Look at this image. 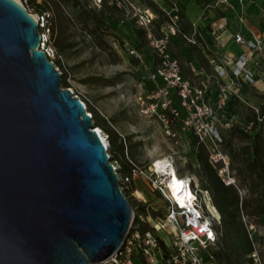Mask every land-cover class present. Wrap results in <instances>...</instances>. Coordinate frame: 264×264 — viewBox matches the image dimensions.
I'll return each instance as SVG.
<instances>
[{
  "label": "rangeland",
  "instance_id": "1",
  "mask_svg": "<svg viewBox=\"0 0 264 264\" xmlns=\"http://www.w3.org/2000/svg\"><path fill=\"white\" fill-rule=\"evenodd\" d=\"M40 1L53 14L51 46L55 53L53 62L62 73V86L65 79L68 86L64 88L78 95L87 112L95 116L96 128H100L106 138L107 152L119 167V173L128 176L134 166L145 173L122 185L138 217V222L134 223H144L148 229L163 223L168 203L156 185L164 183V177L153 170V164L158 159H167L175 165L179 176L191 179L205 215L220 225V214L215 215L210 207L211 189L195 158L196 140L201 141L198 132L204 136L205 132L216 128L221 139L214 143L208 135L203 143L224 182L232 181L240 197L247 200L238 216L245 227L254 226L264 260V214L256 213L259 205H264V186L250 164V159H257L253 154L257 133L259 151L264 158V51L257 53L249 63V68L255 72V82L242 83L235 91L230 88L226 105H221L218 93L225 81L218 77L214 64L227 58L215 38L206 47L198 46V31L203 29L205 37L207 29L215 32L209 24L211 20L202 24L188 12V5L193 1L204 9V16H208L215 1L151 0L159 13L153 39L168 36L166 52L178 61L183 77L194 88L204 91L207 112L211 113L206 115L203 108L202 119L200 113L175 116L168 103L171 101L178 110L176 103L182 105V100L174 87H168L162 80L150 79L160 57L146 36L132 31V23L122 22L116 11L108 7L103 10L91 7L87 0H78L79 7L73 5V0ZM81 9L93 11L89 21L79 19ZM36 12L33 7L32 14ZM232 49L235 54L243 51L237 44ZM227 68L230 73L232 64ZM102 125L114 132L117 145L123 146L122 151L111 148L107 130ZM171 231L166 227L156 233L168 241ZM218 251L205 252L208 264H250L247 255H233L230 263H226L215 256ZM212 252L215 259L210 257Z\"/></svg>",
  "mask_w": 264,
  "mask_h": 264
},
{
  "label": "water",
  "instance_id": "2",
  "mask_svg": "<svg viewBox=\"0 0 264 264\" xmlns=\"http://www.w3.org/2000/svg\"><path fill=\"white\" fill-rule=\"evenodd\" d=\"M40 42L27 8L0 0V264H99L124 243L133 207Z\"/></svg>",
  "mask_w": 264,
  "mask_h": 264
},
{
  "label": "built area",
  "instance_id": "3",
  "mask_svg": "<svg viewBox=\"0 0 264 264\" xmlns=\"http://www.w3.org/2000/svg\"><path fill=\"white\" fill-rule=\"evenodd\" d=\"M27 8L32 14V8L35 4L41 5L42 1L34 0H17ZM91 7L102 9L108 7L116 11V14L122 18V22H130L136 30H143L147 40L154 46V50L160 57V63L150 74V79L158 82L163 81L168 87H174L178 97L182 100V107L185 109L186 117L200 113L203 118L204 108L207 112L206 95L202 89L194 88L191 83L186 80L180 69V65L176 59H172L166 52V44L168 36L161 40L153 39V28L156 24L158 14L155 10L145 4L142 0H87ZM33 15V14H32ZM35 19L38 21L41 42L39 49H42L48 58L53 61L55 56L54 49L51 46V29L53 14L48 10H37ZM175 17H178L177 15ZM234 39L240 45L246 47L247 51L237 57L232 62L229 59L222 63H215V71L221 80L225 81L218 93L219 103L226 105L228 98V90H236L241 83H254L255 72L249 68V63L257 53L264 51L263 41L261 39H247L240 33L234 35ZM134 52V51H132ZM232 64V70L228 72V66ZM79 97L78 95H76ZM171 111L175 116L180 114L176 110L171 101L168 103ZM207 118V117H206ZM209 122L206 124L208 125ZM98 128H95L97 130ZM198 132L201 142L204 137L210 136L214 143L220 140V134L216 128H211L204 136ZM200 141V140H199ZM216 160V157H213ZM115 171L119 173V167L112 161ZM120 188L123 191V184L132 182L145 175L144 171L137 166L132 168V172L128 176H122L120 173ZM181 177V176H180ZM149 180H153L148 177ZM187 187L192 192V198L184 207L175 199L165 183L156 185L158 192L168 203L167 211L162 220L163 223L153 228L142 230L144 223H134L135 213L129 233L120 247V249L108 260L99 264H208L205 258V252L208 250H217L221 241L222 233L218 228V223H214L209 219L203 210V205L198 197V191L193 188L190 178H184ZM232 184V181L225 182ZM210 203L212 198L209 196ZM220 216V215H219ZM141 217V215H139ZM219 220V219H218ZM170 227L171 238L165 240L156 233V230ZM156 228V229H155ZM248 235L252 244V251L248 255L250 264H264V260L260 254L259 244L254 233V226L250 224L246 226ZM164 242L165 248L162 246ZM214 252L210 255L214 258Z\"/></svg>",
  "mask_w": 264,
  "mask_h": 264
},
{
  "label": "trees",
  "instance_id": "4",
  "mask_svg": "<svg viewBox=\"0 0 264 264\" xmlns=\"http://www.w3.org/2000/svg\"><path fill=\"white\" fill-rule=\"evenodd\" d=\"M142 1L145 2L147 6L153 8L155 12L159 15L157 11L158 7L153 1L151 0H142ZM32 3L35 4V1L32 0ZM80 4L81 3L78 0H73V5L75 7H79ZM35 5H36V10H48L44 5H37V4ZM93 14L94 13L91 10L81 9V12L79 14V19H81L84 22H87L89 21L91 15ZM178 15L183 16L184 13H178ZM163 16L165 15L163 14ZM132 31H135L136 33H140L145 38V33L143 30H136L133 27ZM202 31L204 32L203 29ZM202 31H198L196 33V39H197L196 42H198V46L203 48L206 47L208 45V42L212 41V38H215V36L213 33H211V31L207 29L205 32L210 37L208 36L205 37ZM63 82H64V87H67L68 85L65 79L63 80ZM176 104L180 114L183 117H185L186 116L185 109L182 107L180 102H177ZM93 118H95V116H93ZM252 121L256 122V120L255 121L252 120ZM102 126L107 130L111 148H114V150L122 151L123 146L117 145V141L114 138V132L110 129H107L104 125ZM256 137H257V141L254 147L253 154L256 156L257 159L254 161H251L250 159L251 162L250 164H252L254 168L253 170L257 172V175L261 179L264 186V158L262 153H260L259 151L260 148V144L258 142V138H260L259 133H257ZM196 143H197V148L195 152V158L197 162L200 164L205 181L207 182L208 186L211 189L212 203L221 217V223L220 225H218V228L222 233L220 247L218 248L220 251L216 252L215 256L220 260L224 259L226 263H230L233 255H236L237 257L247 255V261H249L248 255L252 251V244L248 235L247 228L244 226L243 222L239 219L238 216L239 212L243 210V206L246 205L247 200L244 198L242 199L240 197V194L232 184H225L224 180L218 174V171L215 169L214 165L212 164L209 158V153L206 150L204 143L199 141L198 138L196 140ZM141 210L146 214L147 211L144 206L141 207ZM256 213L264 214L263 204L259 205ZM135 221L138 222V217H135ZM147 229L148 228H146L143 225L142 230L145 231ZM162 246L164 249H166L164 242H162Z\"/></svg>",
  "mask_w": 264,
  "mask_h": 264
},
{
  "label": "crops",
  "instance_id": "5",
  "mask_svg": "<svg viewBox=\"0 0 264 264\" xmlns=\"http://www.w3.org/2000/svg\"><path fill=\"white\" fill-rule=\"evenodd\" d=\"M214 1V7L209 10L208 16H204V9L193 1L188 5V12L202 24L211 20L209 24H212L215 40L221 46L225 58L232 62L247 51L245 46L235 41L236 33L247 39H261L264 46V0ZM235 44L242 47L243 51L235 54L232 49Z\"/></svg>",
  "mask_w": 264,
  "mask_h": 264
},
{
  "label": "bare ground",
  "instance_id": "6",
  "mask_svg": "<svg viewBox=\"0 0 264 264\" xmlns=\"http://www.w3.org/2000/svg\"><path fill=\"white\" fill-rule=\"evenodd\" d=\"M36 17V16H34ZM97 131L100 133L102 140L107 145V140L103 136L101 129L98 128ZM153 170L164 177V183L166 187L170 190L175 199L184 207L189 200L192 198V192L187 187L186 181L183 177L177 174L175 165L169 162L167 159H158L153 164ZM210 207L215 215H219L217 209L210 203Z\"/></svg>",
  "mask_w": 264,
  "mask_h": 264
}]
</instances>
